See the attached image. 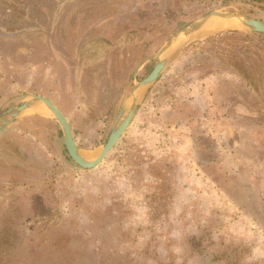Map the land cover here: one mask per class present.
I'll return each instance as SVG.
<instances>
[{
    "label": "rangeland",
    "instance_id": "374dc122",
    "mask_svg": "<svg viewBox=\"0 0 264 264\" xmlns=\"http://www.w3.org/2000/svg\"><path fill=\"white\" fill-rule=\"evenodd\" d=\"M239 0H0V113L51 99L96 155L124 90L170 35ZM218 20L184 45L95 167L67 154L43 106L0 135V264H264V34ZM220 88L224 122L195 119ZM212 94V93H211Z\"/></svg>",
    "mask_w": 264,
    "mask_h": 264
},
{
    "label": "water",
    "instance_id": "95a60500",
    "mask_svg": "<svg viewBox=\"0 0 264 264\" xmlns=\"http://www.w3.org/2000/svg\"><path fill=\"white\" fill-rule=\"evenodd\" d=\"M239 19L243 27L250 31L264 34V19L248 16L237 9H214L192 20L181 29L172 33L164 44L153 54L143 59L133 70L132 77L150 60L155 63L149 73L141 80L135 81L129 92L124 90L116 119L110 133L96 155L86 158L78 146L71 125L61 109L48 97L41 94H24L12 105L0 113V135L20 115L38 106L46 108L60 126L65 150L69 157L82 169L98 165L118 142L129 125L137 105L148 87L153 84L181 48L195 37L205 33L209 24L218 20ZM207 32V31H206Z\"/></svg>",
    "mask_w": 264,
    "mask_h": 264
},
{
    "label": "crops",
    "instance_id": "0c3cea01",
    "mask_svg": "<svg viewBox=\"0 0 264 264\" xmlns=\"http://www.w3.org/2000/svg\"><path fill=\"white\" fill-rule=\"evenodd\" d=\"M197 81L193 82L191 80L190 85L192 87H184L183 90L191 91L192 93L195 89L200 90L201 96H199L198 93H196L195 95L196 100L198 99V97H201L199 99L201 102L202 111L195 114V116H197L195 117V119L206 121L209 124H214L213 129L216 131L218 127H221L222 123L224 122V116L221 112L222 104L219 101L220 93L217 92L220 88L217 87V84L215 85V83H213V80L211 78H206L200 86L198 85L199 82Z\"/></svg>",
    "mask_w": 264,
    "mask_h": 264
},
{
    "label": "trees",
    "instance_id": "16d2710c",
    "mask_svg": "<svg viewBox=\"0 0 264 264\" xmlns=\"http://www.w3.org/2000/svg\"><path fill=\"white\" fill-rule=\"evenodd\" d=\"M239 1L249 2L253 6H258L264 9V0H239Z\"/></svg>",
    "mask_w": 264,
    "mask_h": 264
},
{
    "label": "bare ground",
    "instance_id": "6f19581e",
    "mask_svg": "<svg viewBox=\"0 0 264 264\" xmlns=\"http://www.w3.org/2000/svg\"><path fill=\"white\" fill-rule=\"evenodd\" d=\"M232 19L234 20V21H233V24H235L236 22H240L239 19H236V18H231V19H227V20H232ZM240 23H241V22H240ZM209 25H210V24H209ZM209 25H208V26H209ZM82 155H83L84 157H86V158H90V157L92 156V154H87V153H86V154H83V152H82Z\"/></svg>",
    "mask_w": 264,
    "mask_h": 264
}]
</instances>
